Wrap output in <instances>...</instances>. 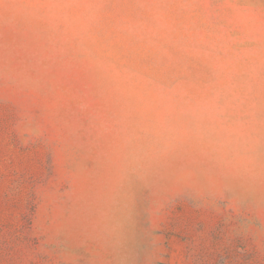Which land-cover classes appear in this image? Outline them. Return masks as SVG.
<instances>
[{
	"label": "rangeland",
	"instance_id": "obj_1",
	"mask_svg": "<svg viewBox=\"0 0 264 264\" xmlns=\"http://www.w3.org/2000/svg\"><path fill=\"white\" fill-rule=\"evenodd\" d=\"M0 264H264V0H0Z\"/></svg>",
	"mask_w": 264,
	"mask_h": 264
}]
</instances>
